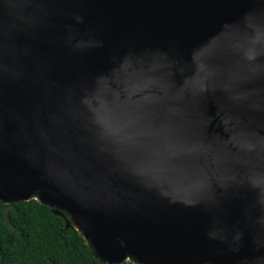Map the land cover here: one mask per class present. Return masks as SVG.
I'll use <instances>...</instances> for the list:
<instances>
[{
	"label": "water",
	"instance_id": "obj_1",
	"mask_svg": "<svg viewBox=\"0 0 264 264\" xmlns=\"http://www.w3.org/2000/svg\"><path fill=\"white\" fill-rule=\"evenodd\" d=\"M29 198L109 264H264V0H0V201Z\"/></svg>",
	"mask_w": 264,
	"mask_h": 264
},
{
	"label": "trees",
	"instance_id": "obj_2",
	"mask_svg": "<svg viewBox=\"0 0 264 264\" xmlns=\"http://www.w3.org/2000/svg\"><path fill=\"white\" fill-rule=\"evenodd\" d=\"M65 224L35 198L0 201V264H109L95 256L73 224L63 229Z\"/></svg>",
	"mask_w": 264,
	"mask_h": 264
},
{
	"label": "bare ground",
	"instance_id": "obj_3",
	"mask_svg": "<svg viewBox=\"0 0 264 264\" xmlns=\"http://www.w3.org/2000/svg\"><path fill=\"white\" fill-rule=\"evenodd\" d=\"M33 194L34 196L38 197L40 201H50V202H53L51 200L48 199V195H47V192L40 188V187H36L34 193H31ZM30 195V194H29ZM28 194H24L22 195V197H26V196H29ZM114 236L116 238V240L120 239V242L122 243L123 247H124V253H123V256L125 257H131V251L134 250V247L132 245V243L130 242V240L126 237H123L122 235H120L119 233L115 232L114 233ZM122 238V239H121ZM133 249V250H132ZM135 251V250H134ZM133 251V252H134ZM135 258V257H134ZM138 258L140 260H143L142 258H140L138 256ZM136 259V258H135ZM139 259H136L137 261L141 262ZM145 260V259H144ZM146 261V260H145Z\"/></svg>",
	"mask_w": 264,
	"mask_h": 264
},
{
	"label": "rangeland",
	"instance_id": "obj_4",
	"mask_svg": "<svg viewBox=\"0 0 264 264\" xmlns=\"http://www.w3.org/2000/svg\"><path fill=\"white\" fill-rule=\"evenodd\" d=\"M67 213V212H66Z\"/></svg>",
	"mask_w": 264,
	"mask_h": 264
}]
</instances>
